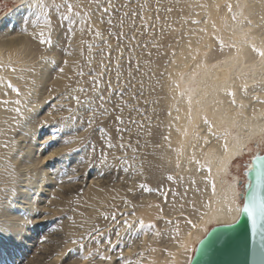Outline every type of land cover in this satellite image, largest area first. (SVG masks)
I'll list each match as a JSON object with an SVG mask.
<instances>
[{
	"label": "bare ground",
	"instance_id": "bare-ground-1",
	"mask_svg": "<svg viewBox=\"0 0 264 264\" xmlns=\"http://www.w3.org/2000/svg\"><path fill=\"white\" fill-rule=\"evenodd\" d=\"M171 1L180 11L177 22L162 30L163 44L160 42V36L154 40V43L161 47L157 49V57L153 58L149 64L152 73H161L162 79L159 80L153 92L154 97L149 108L144 109L145 105H140L144 117L147 113L148 117L152 116L146 119L143 128H138L135 123L133 125H131L132 122L129 123L130 133L118 132V127L126 128L118 121L111 131L97 132V128H102V125L106 124L105 118L98 116L94 125L96 130L88 134L96 150L108 153L109 163L101 164L102 169H105L106 173L109 171V174L110 171L111 174H115L116 170H121V184L110 183L112 175L109 174L102 183L95 182L93 179L86 186L76 183V178L66 180L64 183H61L62 181L43 182L47 176H51L50 172L54 173L61 165L60 163L65 161L66 156L63 159L58 158L57 163L51 160L42 163L41 155L39 154L36 158L33 154L37 150V144L33 145L32 141L36 138L35 133L41 121L48 119L49 125L57 123L61 116L69 115L67 107L60 110L59 105L73 107L75 105L70 99L64 98L68 91H71V89L66 91L65 85L71 84L73 89L74 85L87 86L90 89L89 74H99V68L94 63L97 58H100L102 52H92L90 69L82 67L81 60H86L89 53L88 50H84V56L80 55V41H85V44L89 42L77 31L72 41L73 54L64 55L60 63L53 66L50 61L55 59L59 52L55 48L48 49L46 46H41L38 41L31 40L29 35L22 34L20 31L23 18L29 15L26 0H21L20 6L6 16L3 22L0 20V62L8 63L11 58L12 67L16 69L15 71L9 68L0 69V78L4 81L0 83V101H9L6 105L0 103V226L6 229L5 233L0 235V264H113L114 262L103 263L101 260H93L95 257L86 262L81 257L68 262L64 257L69 248H72L76 255L82 254V256H87L90 251L96 255V250L99 248L104 255L113 257V253L107 250L111 245L105 243L108 238L100 239L99 245L86 239L83 249H80L79 244L73 245L71 241L78 239L86 232H91L95 225L100 226V231L112 225L111 218L106 221L99 216L97 210L108 213L109 217L115 212L114 210H117V218H119L122 208L130 213L132 212L129 211L130 207L134 206L133 211L136 216L143 218L144 221L156 216L158 212L156 205L160 204L150 201L147 195H143L140 201L130 202L131 206L126 205L124 200L127 197L126 193H130L129 188L133 189L142 183L147 186L159 175L166 177L171 175L175 178L174 180L183 177L182 194L177 200L174 199L175 208L184 202L181 197L184 196L185 188H191L185 199L194 200L199 207L202 206V201H204L203 205H209L201 207L203 210L194 221L196 227L190 226V229L180 231L179 238L172 241L173 247L170 252H165L169 256L171 254L172 264H189L191 259H188V256H185L183 260L185 254L183 249H186L184 247L188 245V240L195 241L197 245L201 239V233H205L210 224H229L238 218L244 190H239L237 175L234 174L231 165L238 156L241 157L247 153L245 150H249L252 139H259V141L261 139L262 142L256 143L257 150L251 156L264 152V102H261L264 101V63L251 47L255 44L258 48H264V0ZM86 2L83 0V4ZM229 3L232 5L231 13L227 8ZM96 10L93 7L91 13ZM233 14L236 16L235 20L232 19ZM193 20L199 23L194 24ZM53 21L59 24L55 15ZM77 21V26L82 27L83 24L79 23V18ZM92 24L95 25V23ZM33 30L30 24L29 32ZM62 33L63 31L60 35ZM101 34L103 36L102 32ZM102 36L95 37L101 44ZM173 52L175 55H172ZM41 57H47L48 61L42 60ZM64 59L69 60L67 66L63 64ZM74 61H79L75 68ZM148 62L149 59L144 61L143 66L146 67ZM59 67L65 68L64 79H61L58 74ZM81 69L85 72L83 78L74 75L75 71ZM67 76H73V79L68 81ZM9 81L20 89L19 96L7 87ZM100 81L102 82L101 77ZM245 85H247L246 88ZM49 88H53L55 94L50 93ZM29 92L30 96L27 95ZM229 92L232 95H229ZM253 96L259 99L253 100ZM17 99L21 100L20 105L14 103ZM233 100H235L234 104ZM49 101H53L51 104L53 110L45 111L46 114L37 118L36 110L44 102ZM121 102L122 99L119 97L112 103L114 106L119 105V107L113 106L114 119L116 117L114 114L124 109ZM135 102L138 103L137 99ZM18 106L23 111L22 116L13 111ZM49 112L55 119L49 118ZM78 121L75 123L77 124ZM209 124L212 127L211 133ZM47 129L50 135L51 129ZM149 132L151 135H148ZM71 135L80 134L75 131L65 134V136ZM121 136L123 140L120 139ZM137 136L140 143L137 154H130L132 147H136L134 139ZM165 136L168 140L164 139ZM64 138L53 143L49 154L76 147V144L64 145L62 143ZM28 141H30L29 144ZM108 143L114 147L109 149ZM121 143L125 144L124 149L120 148ZM129 143L131 146H128ZM124 155L128 157L129 164L134 163L137 170L143 163L145 174L141 176L138 171L124 172L123 168L128 165L121 160L119 163H122L118 166L120 168L116 169L114 162L119 160L116 157ZM133 156H135V162L132 160ZM76 157V155L70 156L71 161L76 160ZM80 160L81 158L77 159L79 163L77 166H79L74 171L79 173V168L82 166L83 169H80L87 172L90 167L87 162L80 163ZM197 161L199 164L196 163ZM22 170L24 173L21 172ZM28 172L36 176L31 177L32 174ZM66 173L69 172L61 170L57 177L60 178ZM26 174L29 176L23 178ZM208 176L215 183V195H213L211 182L204 179ZM57 177L55 176V179ZM48 178L50 181L51 178ZM129 179L132 182L127 183ZM193 180L195 185L191 183ZM20 181L26 185L18 184ZM56 183L60 185L57 187ZM21 187L26 188L22 190ZM40 191L42 194L37 197ZM78 193H81L80 203L76 201L74 209L63 215L65 220H61L62 228H49L51 224L57 223L54 220L62 215L63 206L73 200ZM43 195L44 199H42ZM46 202V205L38 207V204ZM36 208L46 212L41 217L43 222L38 219L35 223L33 219L35 215L32 216L31 213L36 212ZM69 217L72 219L70 220ZM33 221L34 224H32ZM81 223L84 224L83 228L79 227ZM23 228L31 230L35 237L32 236L33 234L23 233ZM19 235H21L20 239H18ZM39 242H43V245H39ZM26 243L32 244L28 246ZM150 246L148 252L152 253L148 255H152L154 259L158 251L156 250L155 254L156 247L152 244L154 250L151 251ZM189 246L191 248L192 244L190 243ZM128 249L126 254L130 256L128 252H134ZM28 253L31 255L27 256ZM128 256L125 258L128 259ZM150 259L147 261L149 264L167 262L158 257L152 262L149 261Z\"/></svg>",
	"mask_w": 264,
	"mask_h": 264
},
{
	"label": "rangeland",
	"instance_id": "rangeland-1",
	"mask_svg": "<svg viewBox=\"0 0 264 264\" xmlns=\"http://www.w3.org/2000/svg\"><path fill=\"white\" fill-rule=\"evenodd\" d=\"M170 1L171 0H113V3L117 6L115 12H112L109 15H103V16L99 10L93 11L94 13L93 12L90 13L91 14L90 15L91 16V23H95V25L97 27H99L100 31L103 33L101 41H103V39H105L107 37L108 43L112 46L111 50H109L104 45V43H102V44L99 43V40H96V38L92 34L88 33L85 24L82 25V27H85L86 30H85V33H83V34L80 33V36L82 38H85L90 44L93 45V51L94 52H100L101 49L104 50L102 52L100 58H97V60H95L94 65L99 68V74L103 73V75L101 76L102 82L100 84V89H101L100 94H103L106 97V99L110 97V102L106 103V107L110 110L109 114L107 116H101L102 118H105L104 121L106 122V124L104 126L102 125V128L105 130V132L111 131V129L116 124V119L113 118V112H114L113 106L114 105L112 103H113L114 99H117L119 97L122 99L121 105H124V109H123L124 111L120 110V113L114 114V115L115 116L121 115L124 117L123 121L121 122V123H123L124 127L128 128L129 126L134 124L133 121H136L135 126L140 128V125L141 124L144 125L146 122V119L150 118L152 116V115H150V117H148L149 115H147L148 114L147 113V114H145V117H144L140 105H145L144 109L149 108V105L153 101V97H154L153 92L155 91L156 86L159 83V80L162 79L161 73H159V74L152 73V68L149 64H151L152 59L156 58L157 54H158L157 48L152 47V45L154 44V40H156V38H158V36H160V39H161L160 42H161V44H163L164 41H163V38H161L162 30L164 31V29L167 28L169 25H171L174 22H177L176 21L177 16H179V14H178V13H180L179 9L175 6V4L172 1L171 2ZM20 4H21V0H14V1L13 0H0V20H2V22H3L5 17L8 16L17 7H19ZM106 4H107V0H102V6H106ZM144 4L147 5L143 9V15L145 17V20L141 21V19L139 18V15H137L135 18H133L131 16V11L135 10V11H137V13H139L140 12V5H144ZM158 4L161 8V11L158 13L161 17L159 22H157L155 20V16L157 15L156 7ZM125 5H127V7H125ZM84 7H85V9H87L89 7L87 2L84 4ZM168 7L173 8V11L171 13L164 11V9H166ZM125 13H128V15L126 16ZM173 13H174V15H172ZM166 16L168 17L167 20L164 19V17H166ZM101 18H103V20L105 21L104 23L100 22ZM109 18H111L113 21V25L111 26V35L109 34V31H108L109 25L107 24V20ZM121 19H123V21H124L122 29L120 26V20ZM133 24L135 25L134 27H132ZM144 25H147V27H144ZM153 25H155V27H153ZM121 31H123L125 33V36L120 41H118L117 35ZM133 35H135V37H136L135 40L131 39V37ZM61 36L63 37L64 33H62ZM65 43H67L66 39H65ZM145 45H147V46L145 47ZM118 46H127L124 48L122 58H121L120 51H118ZM162 47H163V45H162ZM83 48H84V50H87V44H85L83 46ZM55 49L57 50V52H59L61 54V55H59V53L56 52L57 54L55 56L56 61L58 60L57 63H60V61L63 59L62 57H64V53L59 48H55ZM149 52L152 53L151 56L148 55ZM59 56H61V57L59 58ZM147 59H149V62L147 63V65L145 67V66H143V64H144L143 62L147 61ZM102 61H103V67L101 66ZM138 62H139V69L137 70V63ZM81 65H82V67L83 66L89 67L88 63L84 59L81 60ZM144 68H146V69H144ZM117 72H120L122 74L120 76L119 82L117 81V78H116ZM129 72L132 73L131 77L128 75ZM109 82H111V84L113 86V91H109L107 89V84ZM141 83L143 84L142 89L140 87ZM124 85H135V87L134 88L131 86L124 87ZM78 86H80V85H74V88H77ZM86 88H88V87L86 86ZM120 92H123L122 97L119 94ZM75 94L82 96V94L78 93V92ZM90 94H91V96L94 95L91 91H89V95ZM136 99H137L138 103L135 102ZM145 101H147V104L145 103ZM140 102H141V104H140ZM135 103H136V105H135ZM51 104H53V101L52 102L51 101L44 102L42 104V106L40 107L41 109L39 108L36 110L37 118H40L41 116L46 114V112H48V111H52L53 109L51 107ZM129 104H131V106ZM128 106H129V108H128ZM74 107H75V105H74ZM114 107H116V105ZM125 109H126V111H125ZM134 110H136V112ZM121 112H123L124 115ZM128 113H130V115H128ZM77 114L78 115H84L85 120L87 119L88 113L81 111ZM125 115L127 116V118ZM137 115H139V116H137ZM135 118H137V119H135ZM101 121H103V120H101ZM79 122H80V120L77 122V125L80 124ZM131 122H132V124H131ZM84 126L87 127V124L85 123ZM98 129L99 128H97V132H100ZM48 134H49L48 129L44 130V129L39 128L35 133L36 138L32 141L33 145L37 144V146H36L37 150H35L33 152L34 157L38 158L39 154H40L41 160L43 161L42 163L47 162V161H45V156H47V157L51 156V154H49V149L52 145H54V144H51L50 146H47V147L43 146L44 145L43 142L45 140H47L50 136ZM79 134L80 135L84 134V131L81 129L79 131ZM114 135H116V132H114ZM95 137L98 138V136H95ZM62 138L63 137H61V139ZM137 140H138V136L135 137V139H134V145L139 148L140 143H139V145H137ZM90 141H91V143L85 151H81L78 153H72V154H69L68 156H66L65 161L60 163L61 165H59L56 168L54 173L50 172L49 175H51V176H47L48 180L46 179L43 182L47 183V182H51V181L52 182H55V181L61 182L62 181L61 183H64L66 180H71L72 178H76V180H75L76 183L81 184L82 186H86V185L90 184V182L93 181V179L95 182L98 181L99 183L100 182L102 183L103 181H105L107 179L106 177L108 176L107 174H109V171L106 173V170L102 169V165L98 162V160H99L98 158L100 156L99 154H100L101 150H96L95 160H94L95 166L94 167H90L89 169L87 168L88 169L87 172H85V170H82L83 169L82 166L80 167L82 169L79 168V173L74 171V170H77V167L79 166V165L77 166V164H79L77 159L86 156V153L90 152L91 147L93 145L92 140H90ZM260 142H262L261 139H260V141H259V139H252L250 144H249V146H250L249 150L248 149L245 150V151H247V153H244L243 156H241V157L238 156V158L235 159L231 165L234 174L237 175V179H238L237 182H238V186H239L240 191L244 190V184L246 182V176H245L244 171L250 163V156L253 153H255L257 150L256 149L257 148L256 143L260 144ZM29 143H30V141H28V144ZM260 147H262V146H260ZM34 149H36V148H34ZM46 150H48V151H46ZM248 151H250V152H248ZM36 152H38V153H36ZM56 152H58V151H56ZM130 154H137V152L136 153L132 152ZM73 155L74 156L76 155L77 159L71 161L70 156H73ZM119 161L120 160L114 162L116 169L120 168L118 166H120V164L122 163V162L119 163ZM57 162H58V160L55 161V163H57ZM61 170H64L65 172H69V173H66L65 175L58 178L57 174ZM21 172L24 173L23 170ZM28 173H30V172H28ZM30 174H32V173H30ZM109 175H112V179L110 180V183L121 184V181H122L121 170H116L115 174H111V171H110ZM27 176H29V175L28 174L23 175V178H25ZM33 176L35 177L36 175L32 174L31 177H33ZM55 176L57 177L56 179H55ZM48 177L51 178L50 181H49ZM53 177H54V179H53ZM31 179H34V178H31ZM231 179H233V178L231 177ZM130 182H132L131 179H129L127 183H130ZM183 182H184V180L181 181L180 179H176V180L173 179L172 181H169L168 177L159 175L158 178H155L151 183L147 184V187L152 189L151 192L144 191L139 187V185H136L135 188H133V191H131L129 194L126 193L127 194L126 200L133 203L136 201H140L142 199L143 195H147L149 197L148 199H150V201L157 203V204L159 203L161 205L160 207H162L164 209V215L166 218H173V219L179 218L181 208L179 206V207H176L175 209H173L172 201L174 199L177 200L179 195L182 194V183ZM19 183H20V185H22V184L26 185L24 182L22 183V181L18 182V184ZM59 185H60V183H58V185L56 183L55 186L58 187ZM25 188L26 187H21L22 190L23 189L25 190ZM41 192L42 191L38 192L40 195L38 194L37 197L41 196V194H42ZM173 192L177 193V195L175 197L171 194ZM163 194H167V200H165V196ZM79 195H81V193H78L76 195V197L73 198V200H70L67 204H65L63 206V208L61 210V214H62L61 216L63 218L61 216L58 218H55L54 221L57 223L51 224L49 226V228H54V227L56 229L62 228L63 222L61 223V220H63V221L65 220V217L63 215H66V213H69L74 209L76 201H78V203H80L79 200L81 199V196H79ZM42 199H44V195L42 196ZM40 201H41V197H40ZM38 203H39V200H38ZM203 203H204V201H202L201 205H203ZM46 204H47V202L46 203H40V204H38V207H42L43 205H46ZM197 207H198L200 212L198 211V213L195 215L191 214V208L185 207V209L183 210L184 211V218L180 219V231H182V230L186 231V230L190 229L191 225H187L185 223V218L186 219H192L193 223H194L195 219L197 217H199V215H200L199 213H201L203 208H201L202 206L199 207L198 205H197ZM133 208L134 207H130L129 211H133ZM38 209L39 208H36V212L34 211L31 213L32 216L35 215V216H33L35 223L37 222L38 219H40V221L43 222L44 220H42L41 217L43 215H45V213H46V212L44 213L43 210H41V209L38 210ZM114 211L116 212V215H117V213H118L117 210H114ZM120 211H121L120 213H122L124 211V209L122 208ZM109 212H110V210H109ZM37 214L39 216H37ZM121 217L122 216H120L118 219H121ZM155 217L156 216L151 217L147 220L145 219L146 225L148 224V222L151 221L154 223L155 227L145 226L142 230L136 229V231L139 233V235H137V236H133V235L129 234L127 231L123 230L121 232V236L123 234L124 235L120 238H117V236L115 235V232L107 231V229L109 227L103 228L104 230L106 229V231L102 230L101 232L104 231L105 235L100 237V239L111 238L112 243L113 242L116 243V244L113 243V245L111 244V246H112L111 254L113 253L112 255L114 257L111 262L112 263L114 262L113 264H120V260L117 258L118 254L120 253V251H123L124 255H125L127 253L128 248H129L128 250H131L134 253L128 252L130 256H128V254H126L125 257L128 256V260L132 261V264H137V261H140L141 264H149L147 262L148 259L151 258L149 261L152 262V260L155 261L157 257H158V259L162 258L163 261L164 260L167 261L165 264H167V263L172 264L171 262H172L173 258L171 260V258H170L171 255L169 256L165 252H170L171 248L173 247V244H172L173 239L171 238L173 235V231H172V229H169L170 227L173 228V226L166 224L165 220H156ZM34 221L32 224H34ZM108 221H109V219H108ZM212 226H214V224H210L208 227V230ZM25 228H23V233L25 232L28 235L33 234L32 236L35 237V234L31 233V230H27ZM208 230L205 231V233L202 232L200 237L203 238L205 236V234L208 232ZM157 231L161 232L160 236H156L154 234ZM21 235L18 236V239L21 238ZM113 237H115L116 239L115 238L113 239ZM154 237H156V238H154ZM190 239H192V238H190ZM87 240L86 239L82 240L81 243H84V241H87ZM151 240H153V241H151ZM190 243L192 244L191 248H189ZM31 244L32 243H26V245H28V246ZM152 244L154 247H156L155 250H154V247H152ZM39 245H43V242H39ZM149 246L151 248V251L154 250V253L158 251L157 252L158 254L156 255V257L154 259H153V257H151L152 255L151 256L148 255V254L152 253V252H148V251H150V249L148 250ZM167 246H169L170 248ZM135 247H136V249H135ZM195 247H196L195 241L188 240V245H186V247H184L187 250L183 249L185 251L184 252L185 254L182 252L184 254L183 255L184 259L183 258L182 259L185 260V258L187 256H188V259H191L193 256ZM131 253L133 254L132 256H131ZM141 253H143V255H140ZM114 254H116V255H114ZM164 254L165 255L167 254L166 257ZM30 255H31V253L27 254V256H30ZM81 256H82V254L76 255L73 252L72 254L65 255L64 259H65V261L69 262V261H72L74 259H78V258L80 259ZM145 256H147V257H145ZM148 256L150 258H148ZM92 257H95L93 260H101L98 258L99 257L98 255H93ZM168 258H170V260ZM90 259H85V260L83 259V261L86 262ZM101 261L103 263H105L104 260H101ZM160 263H162V262H160Z\"/></svg>",
	"mask_w": 264,
	"mask_h": 264
},
{
	"label": "snow or ice",
	"instance_id": "snow-or-ice-1",
	"mask_svg": "<svg viewBox=\"0 0 264 264\" xmlns=\"http://www.w3.org/2000/svg\"><path fill=\"white\" fill-rule=\"evenodd\" d=\"M176 2H179V0H176ZM87 3L89 5V7L87 9H85L84 4H83V0H26V4H27V10L29 12V15L23 18V23H22V27L20 29L22 34H26L29 35L31 37V40L33 41H38V43L41 46H46L48 49H52V48H59L60 50L63 51L65 56H71L73 54V45H72V41L74 40L77 31L80 32L81 34L85 33V30L87 29V32L92 34L94 37H101V31L99 29V27H97L96 25L92 24L91 21V10L92 7H95L97 10H99L103 15H109L112 12L116 11V5L113 3V0H107V4L106 6H102V0H87ZM147 5H140V12L137 13V11L133 10L131 11V16L133 18H135L137 15H139V18L141 19V21L145 20V17L143 15V9L146 7ZM191 6V5H189ZM201 7H205V5H200ZM125 7H127V5H125ZM228 11L231 13L232 12V5L231 3H229L227 5ZM161 11V8L159 6V4L156 7V13L157 15L155 16V20L157 22L160 21L161 17L158 14ZM164 11L171 13L173 11L172 7H168L166 9H164ZM55 15V17L57 18V20L59 21V24L55 23L53 21V16ZM125 15L127 16L128 13H125ZM77 18H79V23L80 24H85L86 25V29L85 27H78L77 26ZM165 20L168 19V17H164ZM232 19L235 20L236 16L233 14ZM101 23H104L105 21L103 20V18H101ZM249 23H251V21H248ZM123 19L120 20V26L121 29L123 28ZM192 23L196 24L199 23V21L197 20H193ZM31 24L32 28L34 29L33 31L29 32V25ZM107 24L109 25L108 31L109 34L111 35V26L113 25V21L111 18H109L107 20ZM135 25L133 24L132 27H134ZM144 27H147V25H144ZM153 27H155V25H153ZM213 27H215V25H213ZM61 31H63L64 36L62 37L60 35ZM200 31H205V29H200ZM125 36V33L123 31H121L118 35H117V40L120 41L123 37ZM65 39L67 41V43H65ZM132 40H135L136 37L135 35H133L131 37ZM103 43L104 45L111 50V45L108 43L107 39H103ZM222 43V42H221ZM85 41L81 40L80 41V55L84 56V46ZM147 45H145L146 47ZM190 46V45H189ZM127 46H118V51H120L121 53V58L123 57V51L124 48ZM153 48H160L161 45L154 43L152 45ZM253 52H255L260 58L262 63H264V48H258L256 47L255 44L251 45ZM87 50L89 53V56L86 57L87 63L89 65V68H91V64H92V59H91V54L93 52V45L92 44H87ZM101 52H103L104 50L101 49ZM149 56L152 55L151 52L148 53ZM172 55H175V52L172 53ZM42 60L48 61L47 57H41ZM51 64L53 66H55L57 64L56 59H51ZM63 64L65 66H67L69 64V60L68 59H64L63 60ZM79 64V61H74L73 62V67L75 68L77 65ZM101 66L103 67V61L101 62ZM2 68H9L11 71H15L16 69L14 67H12L11 64V58H9V62L8 63H3L0 62V69ZM139 69V62L137 63V70ZM58 74L60 76L61 79L65 78V68L64 67H59L58 69ZM75 76L81 77L83 78L85 76V72L81 69L79 71H75L74 72ZM103 75V73H100L98 75H93V74H89V80L91 81V89L86 88L84 86H78L77 88H72L71 84H66L65 85V90L68 91V89H71V91H68V94L64 97L65 99H70L71 101L74 102L75 107L71 106V105H64V104H60L59 105V109L63 110L65 109V107H67V111L69 113V115L67 116H61L59 118V122L57 123H53L51 125H49L48 123V119H45L43 121H41V123L38 125L39 128L47 130V128L51 129V133L50 136L47 140L44 141V147L50 146L53 143H56L57 141L61 140V137H65L62 140V143L64 145H68V144H76V147L74 148H67L63 151H58V152H54L51 154V156L45 157V161L51 160L53 162H55L57 160V158L59 159H63L65 156H68L69 154L72 153H78L81 151H85L91 141H90V136L88 135L90 132L95 131L96 129H94V125L96 123V119L98 116H107L109 114V109L106 107V103L110 102V97L106 99V97L103 94H100L101 89H100V77ZM122 74L120 72H117L116 74V78L117 81H120V76ZM128 75L131 77L132 73L129 72ZM66 79L68 81H71L73 79V76H67ZM3 78H0V83H3ZM79 83V82H78ZM135 87V85H124V87ZM7 87L10 88L13 92H15L17 94V96L20 95V89L16 88L10 81L7 82ZM141 89L143 88V84L141 83L140 85ZM245 88L247 87V85L244 86ZM107 89L109 91H113V86L111 84V82H109L107 84ZM89 91H91L94 95L93 96H89L88 93ZM49 92L55 94V90L53 88H49ZM81 93L84 94L83 96L81 95H77L75 93ZM120 96H123V92L119 93ZM27 95H31V93H27ZM229 95H232L231 92H229ZM253 100H258L259 97L253 96L252 97ZM264 102V101H261ZM0 103L3 104H8L9 101L5 100V101H0ZM14 103L16 105H20L21 104V100L17 99L16 101H14ZM145 103H147V101H145ZM232 103H235V100L232 101ZM54 108L56 107L55 105L53 106ZM116 107H119V105H117ZM13 111L18 114V115H23V111L21 109V107H15L13 109ZM86 112L88 113L87 115V119L85 120L83 115H78L77 113L79 112ZM122 111V109H121ZM49 118L55 119L54 117H52V113L49 112L48 114ZM15 120V118H13ZM116 121L118 122H122L123 121V117L121 115H117L115 117ZM77 120H80V124H76L75 122ZM18 122V121H17ZM207 123V121H205ZM85 123L87 124V127H85ZM133 123H135V121H133ZM140 128H143V125H140ZM83 130L85 135H71V136H65L66 133H72V132H79L80 130ZM100 132H104L105 130L103 128H99L98 129ZM118 132H131L130 129L128 128H117ZM209 132H212V127L209 124ZM148 135H151V132L148 133ZM106 138V137H105ZM121 140H123V136L120 137ZM165 140H168V137L165 136L164 137ZM137 145H139V140H137ZM128 146H131L130 143ZM107 147L110 149L112 147H114V145H112L111 143L107 144ZM120 148L124 149L125 148V144L121 143L120 144ZM138 150L137 147H132V152L136 153ZM95 153H96V148L95 146L91 147V151L86 153V156L81 158L80 163H85L87 162L89 167H94L95 163ZM116 159H119L121 161H123V163L125 165H128L127 167L123 168L124 172H129V171H133V172H137L138 174L143 176L145 174V168L143 166V163L140 164L139 169L137 170L133 164H129L128 161V157L126 155L121 156V157H116ZM133 162H135V156L132 157ZM98 162L102 165H107L109 163L108 160V153L101 150L100 152V156H99V160ZM197 164H199V161L196 162ZM177 167H179V164H177ZM71 179V178H70ZM173 179H175L173 176H168V180L172 181ZM181 181L183 180V177L179 178ZM205 180H208L211 182L212 184V191H213V195H215L216 192V187H215V183L211 181V177H205ZM192 185H195V181L193 180ZM139 187L144 190V191H148L151 192L152 189L148 188L145 184H139ZM191 190V188H185V192H184V196L181 197L184 202L180 204V208H181V212H180V217L179 218H166L164 215V209L162 207H160V205H156L158 212L157 215L155 217L156 220H165L166 224L168 225H172V231H173V236L171 237L173 240H176L179 238L180 236V219L184 218V209L185 207H189L191 208V214L195 215L198 213L199 209L197 207V204L194 200L191 199H185V197H187L188 192ZM129 192L133 191L132 188L128 189ZM196 191H199V189H196ZM174 197L177 195V193L173 192L171 193ZM165 196V200H167V194H163ZM124 203L126 205H130V201L128 200H124ZM131 206V205H130ZM175 201H173L172 203V207L175 208ZM203 207H208L209 205L204 204L202 205ZM134 207V206H132ZM98 214L99 216L103 217L106 221L109 219V214L106 212H101L99 210ZM229 211H231V209H229ZM241 211L247 213L249 215V217H252V222H253V226L255 227L256 224V220H255V213H254V209L252 205H246L244 206ZM261 212L264 213V206H261ZM81 215L83 216V213H81ZM120 215L123 217V219H118L117 215L115 212L111 213V221L113 222L112 225H110L109 229L107 231H114L115 235L117 236V238L121 237V229L123 228V230L127 231L129 234L133 235V236H137L139 235V233L136 231V229H143L145 226L147 227H155L153 222H148V224H145V221L143 218H138L136 216L135 211L132 212H127L124 211L122 213H120ZM69 219L71 220L72 218L69 217ZM88 223H90V221H87ZM185 223L187 225H191L192 227H196V224L193 223L192 219H186L185 218ZM79 227L83 228L84 224L81 223L79 225ZM6 229L3 226H0V235H3L5 233ZM156 236H160L161 232L157 231L154 233ZM105 233L100 231V226L99 225H95L92 228L91 232H86L84 234H82L78 239H73L71 241V243L73 245L79 244L80 249L84 248V244L80 243V241L88 239L89 242H94L97 245L100 244V237L104 236ZM106 244L111 245L112 244V240L111 238L107 239L105 241ZM109 252L112 251V249L109 247L107 249ZM73 253V249L69 248L66 250V254H72ZM96 255L99 256V259L104 260V261H109L111 262L113 260V257L111 255H104L102 252H100L99 248L96 250ZM140 255H143V253H141ZM171 255V254H170ZM93 256V253L90 251L88 253L87 256H81V259H90ZM121 264H132V261L128 260L125 258L124 252L120 251V253L118 254L117 257ZM137 264H141L140 261H137Z\"/></svg>",
	"mask_w": 264,
	"mask_h": 264
},
{
	"label": "water",
	"instance_id": "water-1",
	"mask_svg": "<svg viewBox=\"0 0 264 264\" xmlns=\"http://www.w3.org/2000/svg\"><path fill=\"white\" fill-rule=\"evenodd\" d=\"M244 172L242 208L253 206L255 227L243 211L232 223L212 226L197 243L189 264H264V152L251 156Z\"/></svg>",
	"mask_w": 264,
	"mask_h": 264
}]
</instances>
